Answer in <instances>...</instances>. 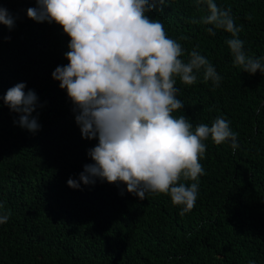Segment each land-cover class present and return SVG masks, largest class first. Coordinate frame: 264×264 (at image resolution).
<instances>
[{
    "label": "trees",
    "instance_id": "16d2710c",
    "mask_svg": "<svg viewBox=\"0 0 264 264\" xmlns=\"http://www.w3.org/2000/svg\"><path fill=\"white\" fill-rule=\"evenodd\" d=\"M215 2L231 8L248 55L264 57V0ZM0 6L14 18L11 30L0 24V211L11 213L0 225V264H264V74L234 65L229 33L213 36L210 25L191 22L208 14L206 4L166 0L162 12L149 14L181 44L185 62L197 48L222 77L219 87L203 72L191 86L177 78L183 108L173 116H185L193 129L223 116L239 144L233 151L230 142L205 141V174L184 216L169 195L141 200L123 183L69 187V178L79 180L84 165L94 163L88 150L98 143L82 137L73 102L52 77L69 63L71 38L55 22L28 17L36 0ZM19 83L38 98L35 133L16 123L20 114L2 99Z\"/></svg>",
    "mask_w": 264,
    "mask_h": 264
},
{
    "label": "clouds",
    "instance_id": "9594fccd",
    "mask_svg": "<svg viewBox=\"0 0 264 264\" xmlns=\"http://www.w3.org/2000/svg\"><path fill=\"white\" fill-rule=\"evenodd\" d=\"M165 3L36 0L37 7L29 8L27 15L37 22L61 25L71 38L65 53L69 63L57 66L52 77L73 102L82 137L98 140L88 150L94 163L84 165L79 180L69 178V187L79 189L80 181L94 185L97 179L123 183L141 200L147 194L169 195L184 216L194 209L200 177L205 174L200 163L205 141L211 138L216 145L230 142L233 151L239 144L237 133L223 116L216 117L211 126L202 123L195 129L185 116H173L183 108L177 98V78L191 86L203 72L205 82L219 87L222 77L197 48L187 53V62L181 58L185 55L181 44L167 35L162 22L149 15L154 10L162 12ZM196 4H206L208 14L191 22L210 25L206 30L213 36L215 30L229 33L231 38L225 43L234 65L251 75L257 71L264 74V57L248 55L239 38L242 26L236 25L231 8L220 7L215 0H196ZM0 24L10 30L14 27V18L2 6ZM25 87L24 83L15 85L2 99L20 114L16 123L35 133L41 127L32 116L38 98L33 90L26 93ZM3 207L0 203V209ZM10 215L0 211V225L6 224Z\"/></svg>",
    "mask_w": 264,
    "mask_h": 264
}]
</instances>
